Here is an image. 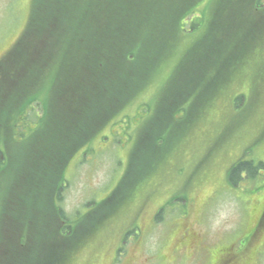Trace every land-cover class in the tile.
Listing matches in <instances>:
<instances>
[{
    "label": "trees",
    "instance_id": "trees-1",
    "mask_svg": "<svg viewBox=\"0 0 264 264\" xmlns=\"http://www.w3.org/2000/svg\"><path fill=\"white\" fill-rule=\"evenodd\" d=\"M117 1L34 5L21 36L0 59V173L19 165L23 172L14 176L26 185L21 193L11 182L0 185V264H65L94 231L98 219L91 220L122 203L131 164L118 188L83 218L63 210L61 192L67 163L127 105L133 83L174 66L171 51L179 45L182 58L169 79L166 106L159 105L156 120L138 139V147L145 144L146 166H152L173 124L184 129L198 118V103L208 102L221 80L232 79L264 31V0H218L213 6L196 5L200 0ZM201 27L206 31L194 41ZM144 39L145 46L136 43ZM235 100L237 105L242 98ZM179 114L181 122L175 120ZM258 170L264 171L262 163L238 160L228 183L253 181Z\"/></svg>",
    "mask_w": 264,
    "mask_h": 264
},
{
    "label": "rangeland",
    "instance_id": "rangeland-1",
    "mask_svg": "<svg viewBox=\"0 0 264 264\" xmlns=\"http://www.w3.org/2000/svg\"><path fill=\"white\" fill-rule=\"evenodd\" d=\"M64 1L0 0V59L21 36L32 6ZM166 1L160 5L169 4ZM217 1L200 0L196 5L213 6ZM96 3L79 0L78 5ZM114 3L119 5L117 0ZM205 31L201 27L194 41ZM136 43L145 46V39ZM176 47L177 51H171L174 66L163 65L149 72L144 82L133 83L136 91L127 105L67 163L61 206L71 218L94 211L118 187L129 163L132 167L122 185V203L103 218L91 220L93 225L98 219L94 231L83 236L80 248L65 264H210L214 260L218 264L224 247L248 248L244 233L254 226L264 204V171L258 170L253 181L242 180L235 187L227 176L238 160L264 165V31L250 44L232 79L221 80L215 95L198 103V118L184 129L174 123L167 147L155 155L152 166H146L145 144L138 147L137 140L156 120L159 105L166 106L168 82L182 58ZM238 97L242 100L236 105ZM161 118L163 123L167 115ZM181 118L179 114L175 120L181 122ZM21 170L19 165L5 169L0 185L11 182L16 192H25V182L14 176ZM203 247L211 252L208 261ZM249 247L242 260L264 264L263 246Z\"/></svg>",
    "mask_w": 264,
    "mask_h": 264
},
{
    "label": "flooded vegetation",
    "instance_id": "flooded-vegetation-1",
    "mask_svg": "<svg viewBox=\"0 0 264 264\" xmlns=\"http://www.w3.org/2000/svg\"><path fill=\"white\" fill-rule=\"evenodd\" d=\"M264 206L261 209L260 214L258 215V218L255 221L254 226L249 230V232L246 235V241L248 248H251L249 246H253L252 250L255 249L256 246L259 248L263 246L264 248ZM248 248H245L241 251H236L231 246H226L221 251L219 257H218V264H248L247 262H244L242 258L245 256L244 251H246ZM204 252L206 253L205 259L208 261L211 252L208 248L203 247L202 248ZM251 250V251H252ZM215 263V260L212 262V264Z\"/></svg>",
    "mask_w": 264,
    "mask_h": 264
}]
</instances>
